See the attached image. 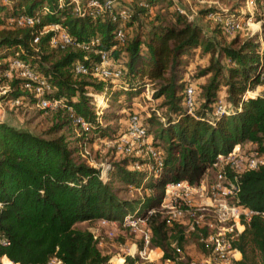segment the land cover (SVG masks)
<instances>
[{"label":"trees","instance_id":"obj_1","mask_svg":"<svg viewBox=\"0 0 264 264\" xmlns=\"http://www.w3.org/2000/svg\"><path fill=\"white\" fill-rule=\"evenodd\" d=\"M72 1L62 0L59 5L58 0H0V60L26 63L49 85L43 99L55 102L54 108L38 111L53 119L43 133L0 123V236L7 242L0 241V264L3 259L11 264H45L51 258L60 264H105L108 257L98 249L94 234L78 224L97 218L121 222L124 216L149 207L153 212L143 217L150 246L161 250L162 263L188 264V257L186 263L177 258L188 241L202 255L208 254V230L189 231L179 221H168L160 208L165 185L195 184L209 169H217L213 164L218 155H226L236 145L240 151L246 140L253 145L249 152L264 153V91L241 98L247 87L262 84L255 72L257 39L236 34L229 40L208 41L198 25L170 9V1L161 6L163 0H117L114 13L126 7L128 15L115 20L108 13L78 15ZM20 15L37 21L32 25L10 21ZM55 26L69 35L70 43L63 47L50 43L57 33ZM119 26L124 42L109 49ZM104 50L122 69L112 82L99 80L90 71ZM199 53L207 62L191 72V57ZM7 63H0V73ZM76 63L87 66L89 72L75 73ZM202 78L188 112L184 89ZM1 79L10 98L34 103L33 82L15 75ZM143 87L149 91V100L157 103L147 118L138 116L151 145L162 155L158 176L153 170L129 167L135 160L150 166L152 161L127 156L113 163L109 180L103 183L99 169L82 152L96 138L114 136L118 127H123L120 133L126 131L130 113L105 110L116 103L122 106L121 97L127 102L138 98ZM102 92L106 103L97 113L94 95ZM220 98L228 111L215 114L214 104ZM78 118L86 128L76 122ZM75 127L82 129L80 135L74 136ZM221 168L229 178L235 175L230 161ZM116 181L134 184L142 196L120 197L113 185ZM238 181L237 203L256 213L241 220L240 233L234 231L230 243L239 257L231 264H264V166L239 173ZM133 262L125 256L124 264Z\"/></svg>","mask_w":264,"mask_h":264},{"label":"built area","instance_id":"obj_2","mask_svg":"<svg viewBox=\"0 0 264 264\" xmlns=\"http://www.w3.org/2000/svg\"><path fill=\"white\" fill-rule=\"evenodd\" d=\"M58 2L59 5L62 4V0H58ZM84 2V6L81 7L80 0L72 1L75 12L78 15L89 14L92 16H97L103 13H108L109 15H111L113 20H115L117 17L125 19L128 15V9L126 7H122L116 14L114 13L113 9L114 6L117 5V0H85ZM179 12L181 11L179 10ZM210 15L221 23L222 30L227 34L246 29L250 31L249 36L256 37L258 42V62L256 64L255 72L256 74L260 75V78L262 79L264 76V25L262 24V22L264 21V0H245L244 5H242L236 12H228L225 15H221L219 12H214ZM257 17L259 19L255 20V18ZM10 21H15L17 25H32L35 21H37V19L28 15H20L16 18L11 17ZM54 29L57 31V33L50 40V43L53 46L63 47L65 44L70 43L69 35L64 30L59 29V27L56 26L54 27ZM45 30L46 28L44 27L39 31V33L41 34ZM124 38L125 37L122 28L120 26L117 27L108 48L112 49L116 45L123 43ZM37 40L38 36L34 38V42H36ZM94 41L97 42L96 39ZM107 53L108 50H104L101 52L100 60L91 66L90 71L95 77H97V79L102 81L109 80L112 82L120 77L122 69L120 66H115L113 64L111 65ZM11 67L16 68L17 73L20 77L25 78L35 84L33 95L34 98L39 99L41 103L46 107H50V105L55 104L54 101L43 99V90H48L49 85L44 79L36 75L26 63L20 61L19 59H12ZM73 69L75 73L89 72L88 67L82 63H76ZM2 74L3 73H0V76ZM257 86L247 87L241 95V98L243 100H247L249 97L255 95L257 92ZM184 99L185 104L188 108V112H191L193 107V89L191 85H187L185 87ZM104 106L96 105V107L99 108L100 112ZM227 111L228 108L225 104H223L222 99H218L214 104V113L221 114L227 113ZM76 122H80V125L83 129L86 128V124L82 122L80 118L76 119ZM126 130L128 135L135 138L140 137L141 141H143L147 135L145 128L139 122V116L135 113L129 115L127 119ZM238 147L239 146L236 145L234 149ZM234 149L228 152L226 155H218L216 162L213 164L214 167H221L223 165L222 162H224L223 159H227L226 161H230L232 167L235 169V175H233L231 178H229L221 168L217 173L216 181L214 183H211L209 186H206L203 177L195 184H190L186 181H180L177 183L169 182L165 185L166 194L164 195L163 199L166 195H168V188L174 190V194L176 193V189L179 190L183 197H187L190 194L194 193H200L202 191H206L210 196L208 199H206L215 208V210L210 211L211 214H213V216L216 218L214 224L201 222L202 215L206 212L209 215V211H206L204 208L191 207L190 205L189 207H187L186 205H182L180 202H178L179 200H176L172 204L167 205V207L163 206V208H161L164 214L167 215L168 221H179L184 225H187V229L189 231H193L195 228H206L208 230V234L205 238V243L209 245L210 251L208 252V254L202 255V259L198 264H231L232 260L237 259L239 257L238 251L232 247L230 240L234 237V231L240 233L243 230V224L241 220H247L252 214L256 213L250 208H246L237 203V196L239 192L238 175L243 171L255 169L260 165L264 166V153H257L256 151H252L250 152V156L243 157L241 153H239V151L235 152ZM141 158L143 160L145 159L148 161H152L153 166H151V170H154V174L158 173V168L156 167H160L162 165V155L151 145V143L150 145H147L144 151V155ZM148 166H150L148 165V163H139L135 160L129 167L132 169H140L142 167ZM111 168L112 167L108 165L105 168L104 172L100 173V179L101 177H104V180L102 179L103 183H106L109 180V172ZM176 196L177 198L179 197L178 194ZM211 201L215 203H211ZM152 212L153 209H149L147 213L151 214ZM182 217H185V220L187 222L181 221ZM140 221L145 222V218L140 213L127 215L121 219V223L124 226L128 227H134ZM225 221L230 222L229 226L219 227V224H222L223 222L225 223ZM217 222L219 224H217ZM210 228L214 229V232H211ZM146 229L148 235L147 238H145V241H142V244L140 243V247L133 245V250H129L126 255L134 259L133 264H157L154 262L155 257L152 258L149 254L146 253L147 249H153V247L151 248L149 242V230L147 227ZM0 241L2 242V244H7L5 239H3L1 236ZM154 249L156 248L154 247ZM157 249L158 251L160 250L159 248ZM124 258H122L123 262H121L120 264H124ZM53 261H56L58 264H60V261L56 258H51L45 264H50ZM8 262L9 264H11L10 261ZM164 262H166L167 264L169 263L168 261ZM189 264L195 263L190 262Z\"/></svg>","mask_w":264,"mask_h":264},{"label":"rangeland","instance_id":"obj_3","mask_svg":"<svg viewBox=\"0 0 264 264\" xmlns=\"http://www.w3.org/2000/svg\"><path fill=\"white\" fill-rule=\"evenodd\" d=\"M81 1V0H80ZM84 1V0H83ZM121 2V0H119ZM126 1V0H125ZM171 3L170 9L179 10L183 13L186 18L192 23L198 25L200 27L201 33L204 38L208 41L219 42L222 40H229L233 38L236 34H240L241 37H247L250 34L249 30L243 29L241 31H235L231 34H227L222 30V25L219 21L213 18L210 14L213 12H219L221 15H225L228 12H236L239 8L244 5L245 0H163L161 6L167 5ZM239 5L238 8L236 6ZM258 5V4H257ZM167 6H164V8ZM179 9V10H178ZM259 19L258 17L255 18ZM264 20V18H263ZM264 25V21L262 22ZM256 27V26H253ZM192 61H190L189 69L191 72L195 71L196 67L204 66L207 62V57L200 56V53L197 55H193L191 57ZM190 59V60H191ZM8 62L6 69L2 72L1 77L10 78L12 75L19 76L16 73V68L11 67L12 59L8 58L3 61L0 60V63ZM111 65H115L111 60ZM225 64L226 61H223ZM119 66V65H115ZM7 75V76H5ZM0 77V123H7L15 128L31 131L33 133H43L46 131L53 122L51 119V114H41L38 111L42 108H46L45 105L41 103V101L37 98H34V103H28L26 101H20L17 99L10 98L9 94H7V85ZM20 77V76H19ZM204 79H198L191 86L193 91H197V87L199 83H202ZM264 85V76L262 78V84ZM260 88V87H259ZM264 91V88H260ZM91 95V94H90ZM104 93H97L94 95V99L96 105H105L106 98L104 97ZM110 102H108V105ZM118 103L114 104L111 109H106L107 111H123V113L137 114L141 116V118H147V116L156 110L157 103L155 101L149 100V91L147 87H143L138 98L130 101H124L121 97V100ZM127 105V107H125ZM54 104L50 105V107L54 108ZM125 108V109H123ZM93 109L96 112H100L99 108L93 106ZM130 110V111H129ZM125 119V118H124ZM117 121H113L112 125L116 127ZM122 125V123H121ZM123 127H118L114 136L110 135L107 138H103L102 140L95 139L92 143H89L82 152V157L86 158L91 166L99 169L100 173H103L105 168L110 165L113 166V163H117L127 156L134 157H143L144 151L147 145H150L151 137L147 134L146 138L141 141V138L131 137L127 134V130L123 133H120ZM64 130V129H63ZM81 128L75 127V135H80ZM60 133V132H58ZM56 134H54L55 136ZM70 136V141L73 140L74 136ZM253 147V145L249 141H244L242 147L239 151V147L234 149L235 152L239 151L243 157H248L251 155L248 148ZM231 150V151H232ZM227 159H223L225 163ZM157 171L159 172L160 167ZM149 172H151V166L142 167ZM221 169V167H217V169H209L206 174L203 175L204 183L206 186H209L211 183H214L217 179V173ZM154 172V170H153ZM154 176H158L157 174H153ZM104 180V177H101ZM106 181V180H105ZM113 185L118 188L119 196L124 199H137L142 196L141 190L139 188H135L134 184L130 183L129 185H125L121 181H116ZM168 195L163 199L160 208L163 206L172 204L174 201L179 200L182 205H186L189 207L195 208H204L206 211H209V215L204 213L202 215L201 222L202 223H215L216 218L211 214L210 211L215 210L214 206H212L207 200L210 196L206 191H198L200 193L190 194L187 197H183L179 190H175L179 195L177 198V194H174V190L168 188ZM148 193V191H147ZM166 194V193H165ZM207 198V199H206ZM211 203H215L211 201ZM149 208H142L140 210L141 215L148 216L147 213ZM181 221L187 222L185 217L181 218ZM201 223V224H202ZM217 224H219L217 222ZM216 224V225H217ZM230 222H223L219 224L221 226H229ZM203 225V224H202ZM78 227L82 229H89L95 237L97 242V247L101 251V253L108 257L105 264H118L121 262L120 258H124L127 255L129 250H133V245L140 247L142 241H145L147 238L148 232L145 226L144 221L138 222L134 227L124 226L119 220H107L106 218H97L91 221H84L78 224ZM211 232H214V229L210 228ZM150 235V234H149ZM141 243V244H140ZM152 248V247H151ZM150 250V251H149ZM154 247L153 249H147L146 253L149 254L152 258L154 255ZM187 257L190 262L198 264L201 261L202 253L196 249V247L188 241L185 246L184 252L180 254L177 258V261L180 263H186ZM141 259V258H140ZM7 261V260H6ZM189 262V263H190ZM5 262L3 261V264ZM188 263V264H189ZM9 264V263H8ZM50 264H58L56 261L51 262ZM168 264H178L174 262H169Z\"/></svg>","mask_w":264,"mask_h":264},{"label":"crops","instance_id":"obj_4","mask_svg":"<svg viewBox=\"0 0 264 264\" xmlns=\"http://www.w3.org/2000/svg\"><path fill=\"white\" fill-rule=\"evenodd\" d=\"M264 88V85H262V86H257L256 87V90H257V92H256V94L258 93V92H260V91H263L262 89H260V88ZM154 256L153 257H155V263H157V264H167L166 262H161V256H162V252H161V250H159L158 251V249L156 248V249H154ZM121 259V262H123V259L122 258H120ZM6 259H4L3 261H5ZM120 262V263H121ZM9 263V262H8ZM120 263H118V264H120Z\"/></svg>","mask_w":264,"mask_h":264}]
</instances>
